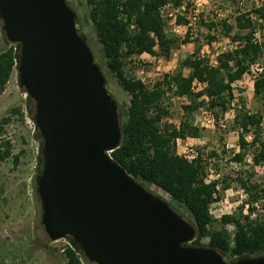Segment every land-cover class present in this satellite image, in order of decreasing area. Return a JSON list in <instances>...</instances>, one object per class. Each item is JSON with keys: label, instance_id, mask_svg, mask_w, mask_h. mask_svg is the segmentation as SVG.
<instances>
[{"label": "water", "instance_id": "95a60500", "mask_svg": "<svg viewBox=\"0 0 264 264\" xmlns=\"http://www.w3.org/2000/svg\"><path fill=\"white\" fill-rule=\"evenodd\" d=\"M66 0H0L1 31L18 49L17 84L40 140L33 181L50 242L88 264H264L224 260L197 231L110 157L122 140L118 103Z\"/></svg>", "mask_w": 264, "mask_h": 264}, {"label": "trees", "instance_id": "16d2710c", "mask_svg": "<svg viewBox=\"0 0 264 264\" xmlns=\"http://www.w3.org/2000/svg\"><path fill=\"white\" fill-rule=\"evenodd\" d=\"M85 1L100 48L99 58L129 98L122 123V140L119 147L110 152V157L135 180L164 191L160 194L169 195L190 213L197 231L193 245L211 247L223 257L228 256L230 261L245 255H264V217L258 214L264 206V182L255 174L256 167L264 165L263 114L240 107L233 118L232 129L238 130L237 151L229 160L239 166H247L246 162H250V171L208 180V165L218 156L216 151L205 157L201 150H197L192 159L176 152L177 139L200 137V129L190 120L191 113L201 106L196 104L198 99L207 98L214 109L213 115L218 118L231 105L233 84L255 66L259 71L253 80V95L264 107V4L248 10L236 8L233 22L229 19L219 23L199 19L200 25L209 32L219 30L236 46L218 54L217 65H212L208 57L199 55L197 47L180 63L178 70L165 73L148 87L140 79L127 77L125 64L128 59L142 54L153 55L155 48L159 49L161 56L170 57L172 50L177 48V41L166 33V22L160 9L168 4L178 7L181 0ZM176 23L187 24V21L178 16ZM131 25L135 28L130 29ZM256 33L259 38H255ZM185 38L184 43H189L188 33ZM214 40L213 35H207L209 44ZM17 54L14 45H7L0 51V95L16 68ZM185 69L188 75L184 74ZM196 85L203 87L196 89ZM169 93L190 100L182 107L184 117L178 126L165 120L169 117V109L164 99ZM11 113L22 117L20 108H12ZM9 122L7 116L0 125ZM0 146L4 147L3 151L0 150V160H5L11 156L9 142ZM18 159L19 155L13 156L15 164ZM231 182L242 190L246 202L235 213L222 215L218 220L219 227H215L209 208L221 200V192L229 189ZM229 225L234 228L232 235L226 230ZM203 239H208L205 245ZM62 254L63 264H84V259L69 245L62 248Z\"/></svg>", "mask_w": 264, "mask_h": 264}, {"label": "rangeland", "instance_id": "374dc122", "mask_svg": "<svg viewBox=\"0 0 264 264\" xmlns=\"http://www.w3.org/2000/svg\"><path fill=\"white\" fill-rule=\"evenodd\" d=\"M67 4L77 15L76 28L80 34L87 38V43L93 53L95 62L101 67L106 79L107 90L118 103L122 123L125 121V110L128 104V96L119 86L117 79L108 72L102 60L99 58L100 48L95 38L91 22L89 20V7L85 0H66ZM187 11L196 9L193 0H181ZM263 0H201L198 7L199 19L219 23L223 19L233 22L236 8L248 10L263 5ZM182 25V24H181ZM174 26L166 23L165 31L177 41V52L173 50L169 58L160 55L159 49H154L153 55L134 57L128 59L124 73L127 77L142 79L151 87L154 82L161 79L165 73H172L179 69L180 63L191 56L195 48H199V55L208 57L212 65H217V55L233 49L236 44L222 36L219 30L209 32L198 22L194 27L173 31ZM189 34V43H184L186 34ZM207 35H213L215 40L210 44ZM257 38V37H255ZM7 43L1 31L0 22V51L7 47ZM143 67V74L137 73L139 65ZM259 67H252L240 81L233 84V100L229 109L215 118L214 109H211L207 98L198 99L200 103L197 111L191 113L190 120L194 127L200 129L199 138H187L180 140L176 146V152L180 156L189 159L194 158L197 150H201L206 157L212 151L217 152V157L212 158L208 165V180L228 174L231 177L240 171L249 170L247 166H239L230 162V157L237 151L238 130L232 129L233 118L240 107L247 111H260L264 116L263 104L253 95V80ZM188 75V70H183ZM203 85H196V89ZM188 98H178L169 93L164 102L169 109L168 123L178 126L184 116L182 107L189 103ZM201 101V102H200ZM12 108H20L22 117L13 115ZM32 102L18 87L17 73L14 68L5 90L0 95V124L4 117L9 116L10 122L2 127L0 132V145L9 142L11 156L0 160V264H63L65 262L62 248L69 244V239H61L50 242L43 227L40 225V205L35 194L33 181L34 173L39 157L40 142L36 136L31 111ZM224 125V127H222ZM264 126V118H263ZM4 147L0 146L3 151ZM19 155L15 164L13 156ZM218 173V174H216ZM255 174L264 182V165L256 167ZM153 195L164 199L170 207L180 214L185 220L193 223L190 213L179 203L173 201L166 194H160V189L145 182L138 181ZM230 188L221 192V200L212 204L209 213L215 220L214 226L219 227L218 220L222 215L235 213L246 202V196L234 183ZM221 188V187H219ZM164 192V191H162ZM165 193V192H164ZM164 196V197H163ZM258 214L264 217V206L258 210ZM226 230L232 235L233 226H226ZM208 239H203L206 244ZM224 260L230 261L228 256ZM84 264H88L84 260Z\"/></svg>", "mask_w": 264, "mask_h": 264}, {"label": "built area", "instance_id": "2783aa9c", "mask_svg": "<svg viewBox=\"0 0 264 264\" xmlns=\"http://www.w3.org/2000/svg\"><path fill=\"white\" fill-rule=\"evenodd\" d=\"M193 4H194V7L196 6V9H193L190 11H187L185 9V5H182V4L178 7H173L172 5L168 4V5L163 6L160 9V14L166 23H170L174 26L173 31L178 32L180 29L194 27L196 25V23L198 22L199 13H200V11H198V7L201 5V0H193ZM178 16L184 17V19L187 21V24L178 25L176 23ZM134 28H135L134 25L130 26V29H134ZM258 36L259 35L256 33L255 37L259 38ZM137 73L143 74V67L141 64L137 67ZM140 80L144 83V81L142 79H140ZM222 127H224V125H222ZM179 141H180V139L176 140V146L178 145ZM195 155H194V157H195ZM184 157H186V156H184ZM186 158H188V157H186ZM67 245H69V244H67Z\"/></svg>", "mask_w": 264, "mask_h": 264}, {"label": "crops", "instance_id": "0c3cea01", "mask_svg": "<svg viewBox=\"0 0 264 264\" xmlns=\"http://www.w3.org/2000/svg\"><path fill=\"white\" fill-rule=\"evenodd\" d=\"M177 48H175V49H173V50H176ZM172 50V51H173ZM195 50V49H194ZM177 52H179L180 50H176ZM144 55H149V54H142V55H140V56H138V57H143ZM151 56V55H150Z\"/></svg>", "mask_w": 264, "mask_h": 264}, {"label": "bare ground", "instance_id": "6f19581e", "mask_svg": "<svg viewBox=\"0 0 264 264\" xmlns=\"http://www.w3.org/2000/svg\"><path fill=\"white\" fill-rule=\"evenodd\" d=\"M161 198V197H160ZM162 199V198H161ZM164 200V199H163ZM165 201V200H164Z\"/></svg>", "mask_w": 264, "mask_h": 264}]
</instances>
